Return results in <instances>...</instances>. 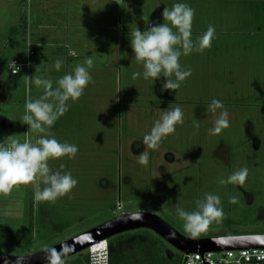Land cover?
<instances>
[{
  "label": "rangeland",
  "instance_id": "obj_1",
  "mask_svg": "<svg viewBox=\"0 0 264 264\" xmlns=\"http://www.w3.org/2000/svg\"><path fill=\"white\" fill-rule=\"evenodd\" d=\"M176 2L194 9V42L209 25L215 32L210 48L181 55L182 70L192 74L170 95L160 91L161 81L132 78L133 72L143 69L131 59L130 38L137 28L147 31L163 23L162 11ZM25 3L0 0V140L7 143L14 135L20 142L35 144L48 135L76 145L74 158L48 163L53 171L71 173L77 184L54 202L33 199L44 187L40 179L0 195L4 226H0V251L29 255L134 212L156 214L187 237L264 234V0H118L119 12L104 21L87 11L71 12L74 3L48 6L46 12L37 5L29 13L28 36L19 24ZM96 3L104 2L87 5ZM37 29L47 30L42 45H37ZM68 50L75 56L66 54ZM89 56L92 82L82 96L69 100L68 111L45 133L27 132L26 124L19 122L25 101L43 95L31 77L51 79L55 87L58 78ZM14 58L29 59V74L10 75L8 66ZM57 59L62 61L59 71L52 66ZM213 99L222 102L229 120V127L216 135L209 130L222 109L208 111ZM176 107L183 112V123L158 148L146 149L148 163L141 165L143 136L163 111ZM10 125L13 128L6 130ZM243 167L248 169L243 185L219 183ZM208 193L219 195L224 215L220 223L213 221L207 231L193 236L185 231L177 205L196 210L197 201ZM15 197L21 201H11ZM231 197L237 202L231 203ZM13 230L25 234L9 237ZM143 230L126 232L121 242L109 246L110 254L147 262L157 244L167 258L177 255L179 251L157 234ZM101 252L95 255L87 249L65 262L100 264Z\"/></svg>",
  "mask_w": 264,
  "mask_h": 264
},
{
  "label": "clouds",
  "instance_id": "obj_2",
  "mask_svg": "<svg viewBox=\"0 0 264 264\" xmlns=\"http://www.w3.org/2000/svg\"><path fill=\"white\" fill-rule=\"evenodd\" d=\"M163 23H155L148 27L147 31L137 28L131 33L130 47L135 62L142 66V72H133V79L144 81H161L160 91L176 93L181 82L191 76L190 70H182L179 58L187 56L193 51H203L211 47L215 29L209 25L207 30L198 37L192 39V23L194 9L183 2L173 3L169 8L166 6L162 11ZM143 19V16H142ZM62 61L57 59L53 63L56 71L61 69ZM93 65L91 56L87 57L84 64H78L75 68L58 78L53 86L51 79L32 76V83L43 88V95L35 100L25 101L24 113L19 122L29 126L27 132L45 133L55 122L69 109V100L75 102L84 93L85 88L92 82L89 69ZM16 66L12 73L16 74ZM49 98H51L49 100ZM222 109L214 121V126L209 130L210 134L216 135L229 127L228 112L224 109L220 100L213 99L208 105V111L216 113ZM183 123V112L180 107L163 111L160 119L156 120L151 130L143 136L142 143L145 150L139 154V163L147 165L148 152L146 149H156L161 141L175 133L176 125ZM198 126V124L196 125ZM8 136V142L0 140V195L7 196L14 187L28 185L36 179H40L44 185L42 190L34 193L35 201L54 202L57 198L69 194L76 186L77 180L69 172L61 170L53 171L49 167V160L76 156L78 148L74 144L61 143L56 138L48 135L41 136L35 144L25 140L20 142ZM63 165L61 164V169ZM248 175V169L243 167L233 172L228 178L220 179L219 183L243 185ZM231 203H236V197L230 198ZM219 195L208 193L203 200L197 201L196 210L186 211L177 205V215L184 221V229L193 236L207 231L209 225L215 221L220 223L224 215L220 206ZM129 219L142 220L143 214L134 212ZM68 247L60 251L55 248L46 249L45 259L47 264H65ZM107 242L101 252L100 264H109V252ZM98 255V254H95ZM23 260L18 259L17 264Z\"/></svg>",
  "mask_w": 264,
  "mask_h": 264
},
{
  "label": "water",
  "instance_id": "obj_3",
  "mask_svg": "<svg viewBox=\"0 0 264 264\" xmlns=\"http://www.w3.org/2000/svg\"><path fill=\"white\" fill-rule=\"evenodd\" d=\"M138 213L143 214L142 220L133 221L129 219L131 214L120 215L46 249L55 248L57 251H60L63 247H68L71 249L66 256V259H68L91 248L100 241L138 229H146L154 232L179 252L186 254L196 252L203 253L207 251L221 252L248 248H264V234L193 238L182 235L156 214L150 212ZM46 249L21 256L0 251V264H17L20 257H23L20 264H47V260L45 259Z\"/></svg>",
  "mask_w": 264,
  "mask_h": 264
},
{
  "label": "crops",
  "instance_id": "obj_4",
  "mask_svg": "<svg viewBox=\"0 0 264 264\" xmlns=\"http://www.w3.org/2000/svg\"><path fill=\"white\" fill-rule=\"evenodd\" d=\"M14 1H21V2H26L25 4V9L24 6L21 7V11L20 12V19H24V21L26 22V26L25 28L22 30V34H24L25 36H28L29 32L32 31L31 27L29 28V13L32 15L34 13V11L37 10L36 6L39 5V7H41V9L46 12L47 7H53V8H58V6H62V5H66V4H71L73 6L72 11L75 14H80L81 12H85L87 11V15L90 13V15L94 18L100 19L101 21H104V18H106V20L108 19L109 16H112L114 14L115 11L119 12L118 6H116L118 0H14ZM92 1H97V2H104L102 4H94V5H87L88 2H92ZM34 2V3H33ZM40 13V10L38 9V11ZM74 14V15H75ZM38 17H41V15L38 14ZM76 17V15H75ZM21 23V20L19 21V24ZM39 27L41 26V24L39 23L38 25ZM78 27V26H77ZM106 28V29H110L113 28V26L110 25H99V28ZM44 29V28H43ZM47 31L46 29L43 31H40L37 29V34H35V38L37 40V45H42V41L44 40V34L43 32ZM46 33V32H45ZM37 35V36H36ZM43 36V38H42ZM67 42V41H65ZM67 43H70L69 41ZM64 48L67 50L68 46L67 44L64 46ZM34 52V51H33ZM73 52H69V50L66 52V54H69L71 56H75L72 55ZM29 74V73H28ZM13 128V125L7 126L6 130H11ZM25 129H28V125L25 126ZM7 139V138H6ZM14 190V189H13ZM13 193V192H12ZM10 193V194H12ZM17 193V190L15 188V192ZM3 197V195H2ZM5 199H7L6 197H4ZM9 199V198H8ZM17 197L12 198L11 201L16 202ZM18 201H21L19 199H17ZM34 203V200H33ZM1 207V206H0ZM1 209L0 208V217L2 216L1 214ZM1 224V223H0ZM0 226H3V224H1ZM4 227V226H3ZM14 232V233H13ZM13 232L11 233V235L9 237H13V236H23V234H25L24 232H22L20 235L19 234H15V231L13 230ZM11 239V238H10ZM18 242V241H17Z\"/></svg>",
  "mask_w": 264,
  "mask_h": 264
},
{
  "label": "built area",
  "instance_id": "obj_5",
  "mask_svg": "<svg viewBox=\"0 0 264 264\" xmlns=\"http://www.w3.org/2000/svg\"><path fill=\"white\" fill-rule=\"evenodd\" d=\"M32 54L33 51H30L29 56ZM72 55H74V53H72ZM16 66L20 71L17 69L16 74H13L12 71ZM8 67L10 75H17L23 71L28 74L31 64L29 59L20 60L14 58L9 63ZM91 248H89V250L92 252ZM181 264H264V248H248L221 252L207 251L203 253L196 252L189 254L181 252Z\"/></svg>",
  "mask_w": 264,
  "mask_h": 264
},
{
  "label": "trees",
  "instance_id": "obj_6",
  "mask_svg": "<svg viewBox=\"0 0 264 264\" xmlns=\"http://www.w3.org/2000/svg\"><path fill=\"white\" fill-rule=\"evenodd\" d=\"M25 26L26 22L22 18L20 27L24 29ZM143 232L149 235L151 234V232L148 230H143ZM126 235H128V233L120 234L116 238H114V240L108 239L110 247L112 248L113 246L121 242ZM65 264H81V261L65 262ZM109 264H181V255L178 252L174 258H167L165 256L163 248L155 244L150 249L149 261L147 262L139 260L138 262L134 263L130 260V257L128 255L111 254L109 256Z\"/></svg>",
  "mask_w": 264,
  "mask_h": 264
},
{
  "label": "bare ground",
  "instance_id": "obj_7",
  "mask_svg": "<svg viewBox=\"0 0 264 264\" xmlns=\"http://www.w3.org/2000/svg\"><path fill=\"white\" fill-rule=\"evenodd\" d=\"M103 244H105V242L104 243L98 242V243L94 244V246L91 248L92 252L94 254H98L99 252H101L103 250V248L105 247V245H103Z\"/></svg>",
  "mask_w": 264,
  "mask_h": 264
},
{
  "label": "flooded vegetation",
  "instance_id": "obj_8",
  "mask_svg": "<svg viewBox=\"0 0 264 264\" xmlns=\"http://www.w3.org/2000/svg\"><path fill=\"white\" fill-rule=\"evenodd\" d=\"M120 235V234H119ZM242 235H253V233H249V234H242ZM118 235H116V236H114V237H117ZM217 237H219V236H217ZM111 238H113V237H111ZM111 238H109V239H111ZM198 238H205V237H198ZM108 240V239H107ZM107 240H105L106 242H107ZM109 243L107 242V247H108V249H109V256L111 255L110 254V248H109ZM77 261V260H76Z\"/></svg>",
  "mask_w": 264,
  "mask_h": 264
}]
</instances>
